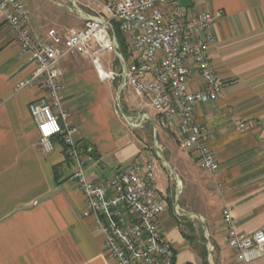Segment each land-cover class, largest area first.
<instances>
[{"label": "crops", "instance_id": "0c3cea01", "mask_svg": "<svg viewBox=\"0 0 264 264\" xmlns=\"http://www.w3.org/2000/svg\"><path fill=\"white\" fill-rule=\"evenodd\" d=\"M74 2L84 13L107 16V0H54L68 9L69 18L61 11L31 15L32 29L46 33L66 21V30L57 28L63 34L83 27ZM182 4L191 12H223L210 54L226 86L217 100L198 104L194 113L216 154L217 172L202 169L196 155L181 146L176 124L160 125L147 96L131 86L122 89L121 78L101 80L80 54L61 62L63 107L78 127L76 142L91 181L102 183L133 162L155 163L166 205L158 224L176 249L175 264H264V257L247 263L236 258L223 221L229 207L240 232L264 226V0ZM33 68L0 12V264H119L107 255L95 218L84 215L87 201L74 179L76 165L60 137L50 153L39 146L29 105L44 91L40 85L17 88ZM199 83L194 68L191 89Z\"/></svg>", "mask_w": 264, "mask_h": 264}, {"label": "built area", "instance_id": "2783aa9c", "mask_svg": "<svg viewBox=\"0 0 264 264\" xmlns=\"http://www.w3.org/2000/svg\"><path fill=\"white\" fill-rule=\"evenodd\" d=\"M104 7L107 16L78 9L84 20L81 28L66 34L57 28L40 33L32 29L25 3L0 0V12L16 44L34 63L30 77L19 81L17 88L42 87L45 95L29 105L39 146L50 153L60 137L76 165L74 179L87 201L84 215L95 218L109 258L119 264H175L176 249L158 224L166 205L159 195L153 161L127 164L102 183L88 178L86 158L75 137L78 127L63 107L61 62L68 54H80L91 60L101 80L121 78L122 89L131 86L138 95L147 96L160 115V125L176 124L181 146L196 155L202 169L215 173L219 170L216 154L194 113L198 104L217 100L226 86L210 54L217 42L214 25L223 12H191L182 0H107ZM116 29L126 38L127 56L121 52ZM109 54L112 57L105 58ZM194 68L200 83L191 89ZM138 123L130 120L133 126ZM223 221L236 258L247 263L264 257V226L240 232L229 207L223 210Z\"/></svg>", "mask_w": 264, "mask_h": 264}, {"label": "rangeland", "instance_id": "374dc122", "mask_svg": "<svg viewBox=\"0 0 264 264\" xmlns=\"http://www.w3.org/2000/svg\"><path fill=\"white\" fill-rule=\"evenodd\" d=\"M27 4L31 11V15H33V18L36 19V16L39 13H42L44 17H51L59 14V11L63 12L62 15L65 17H68L69 13L67 12V8H59L57 5H55L54 0H22ZM61 15V16H62ZM69 18V17H68ZM46 24L44 23V26ZM43 26V27H44ZM70 25L66 21V23H63L61 26H55L52 25L51 27H57L62 28L63 30H66ZM50 27V28H51ZM110 57H112V54H109ZM107 58V57H105Z\"/></svg>", "mask_w": 264, "mask_h": 264}, {"label": "trees", "instance_id": "16d2710c", "mask_svg": "<svg viewBox=\"0 0 264 264\" xmlns=\"http://www.w3.org/2000/svg\"><path fill=\"white\" fill-rule=\"evenodd\" d=\"M116 34H117V37H118L119 42H120L121 52L125 56H127L128 47H127V44H126V38H125L124 34L119 29H116Z\"/></svg>", "mask_w": 264, "mask_h": 264}]
</instances>
